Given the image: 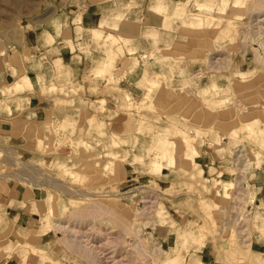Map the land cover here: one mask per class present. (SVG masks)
<instances>
[{
  "label": "rangeland",
  "instance_id": "374dc122",
  "mask_svg": "<svg viewBox=\"0 0 264 264\" xmlns=\"http://www.w3.org/2000/svg\"><path fill=\"white\" fill-rule=\"evenodd\" d=\"M187 1L183 19L170 16L167 28L163 24L162 30L154 31L156 36L145 30L142 40L110 34L102 41L103 60L95 75L106 78L110 89L120 81L115 75L126 65L140 68L144 74L146 93L138 98L126 96V104H121L120 110L113 114L115 120L125 121L122 134L126 139H120L113 126L109 140H96L93 145L88 136H83V127L78 123L65 125L56 121L46 126L50 138L37 143V154L26 155L0 144V264L12 258H21L23 264H60L58 259L62 264H104L102 259L94 258L96 254L86 245L92 242L88 239L95 238L101 255L107 253L108 257L111 250H116L114 259L125 256L124 264H169L167 247L154 234L160 230L173 233L176 244L184 242L185 237L186 252L203 246L201 240L209 237L230 264H264V256L253 253L247 240L253 233L264 236V211L255 207L247 175L248 169L257 165V152L260 163L256 168L264 165V148L243 131L230 133L256 118L264 128V47L259 46V42H264V21H257L264 18V12L261 13L264 0H241L242 6L237 7L234 0H201L213 7L210 15L224 18L223 25L226 20L233 23L234 29L227 36L219 34L221 26L216 24L198 29L188 26V12L196 9L193 0ZM72 2L79 0H0V52L18 44L27 29L38 27ZM215 51L221 53L210 54ZM112 56H117L114 65H107ZM197 71L204 76L199 78L195 75ZM13 89L18 90L15 86ZM89 103L97 112L105 110L104 100ZM197 127L206 133L198 135L193 145L197 147L199 142L206 141L208 147H220L228 142L232 158L228 168L216 172L214 168L203 170V175H195L193 180L190 174L202 167L183 163L174 143L186 135H196ZM116 157L123 159L127 178L106 167ZM250 161L252 165L248 166ZM70 171L77 173L71 175ZM120 177L122 183H115ZM12 178L42 187L48 207L42 224L54 233V251L64 256L33 251L27 242L9 236L5 200L1 195L7 193L5 180ZM216 179L232 181L234 188L217 186ZM226 190L230 191V197L224 201ZM168 197L182 201L178 210L190 215L180 224L174 220L180 213L164 205ZM249 197L254 199L253 203ZM51 207L54 214L51 222L57 223L58 229L46 221ZM199 224L198 243L186 233L197 229ZM70 228L79 231L71 233ZM81 234L80 238L88 242L78 238ZM137 236L146 243L152 256L132 263L131 252L136 250ZM110 260L105 264L114 263Z\"/></svg>",
  "mask_w": 264,
  "mask_h": 264
},
{
  "label": "crops",
  "instance_id": "0c3cea01",
  "mask_svg": "<svg viewBox=\"0 0 264 264\" xmlns=\"http://www.w3.org/2000/svg\"><path fill=\"white\" fill-rule=\"evenodd\" d=\"M180 1L186 0H79L58 10L38 27L27 29L18 44L0 52V144L26 155L37 154V143L50 138L46 126L56 121L65 125L78 123L83 127V136H88L93 145L96 140H109L113 126L120 139H126L122 134L125 121L115 120L113 114L126 104V96L138 98L146 93L144 74L140 68L126 65L115 75L120 81L110 89L106 78L95 75L103 60L102 41L110 34L140 40L145 30L151 35L162 30L164 17L172 16ZM116 57L109 58L106 64H114ZM241 66L247 69L246 65ZM100 100L105 101V110L97 112L89 101ZM199 143L197 161L204 171L214 168L216 172L230 166L232 149L228 142L220 147H208L206 141ZM123 169L122 176L127 178V169ZM247 175L255 207L264 211V165L248 169ZM5 182L7 193L1 197L5 200L9 236L46 255L64 256L54 251V233L42 224L48 213L42 187H32L30 181L20 178ZM115 183H122L121 177ZM124 200L125 197L121 202ZM163 202L167 209L180 213L178 205L182 201L178 198L168 197ZM180 215L174 218L177 224L190 216L187 212ZM199 227L200 224L195 231L186 233L198 243ZM154 234L167 247L169 264H230L209 237L201 240L203 246L186 252L185 237L184 242L176 244L173 233L160 230ZM247 240L253 253L264 256V236L253 233ZM3 264L23 263L21 258H12Z\"/></svg>",
  "mask_w": 264,
  "mask_h": 264
},
{
  "label": "bare ground",
  "instance_id": "6f19581e",
  "mask_svg": "<svg viewBox=\"0 0 264 264\" xmlns=\"http://www.w3.org/2000/svg\"><path fill=\"white\" fill-rule=\"evenodd\" d=\"M194 2H193V7L196 9L195 11L193 10V11H191V12H188V13H190L189 15V20L187 21V24H188V26H190L191 28H201L203 25H205V24H207V25H213V24H216L217 26H221V32L219 31V34L221 33L222 34V36H227V35H229L231 32H232V30L234 29V25H233V23H231L229 20H226L227 21V23L226 24H224L223 25V21H225L224 20V18H221V19H216L215 18V16H213V15H210L209 14V12L210 11H213V7L211 6V5H208V3H206L205 1H201V0H193ZM240 1L241 0H234L233 2H234V7H237L239 4H240ZM188 3V1L186 0V1H180L179 3H177L176 4V6H175V8H174V11H173V16L174 17H176V18H180V19H183V17L186 15V6L188 5L187 4ZM187 4V5H186ZM244 4V3H243ZM213 5V4H212ZM241 5V4H240ZM242 6V5H241ZM222 7H224V6H222ZM226 7V6H225ZM261 7V6H260ZM258 8V7H257ZM262 12H264V10H262L261 11V13ZM235 13H238V12H235ZM165 19H164V26L166 27V26H168V22H169V20H171L170 19V17H167V16H165L164 17ZM172 18V17H171ZM220 18V17H219ZM262 18V17H261ZM256 19L257 21H264V18H262V19ZM173 19V18H172ZM218 20V21H216V20ZM171 24V23H170ZM186 25V24H185ZM215 25V26H216ZM187 26V25H186ZM216 26V28H219V27H217ZM249 27H247V28H249V31H250V29H252V24L250 23L249 25H248ZM211 27V26H210ZM167 28V27H166ZM170 28V27H169ZM212 28H214V26L212 27ZM215 30V29H214ZM215 32V31H214ZM217 32H218V29H217ZM155 34V32L153 31V34L152 35H154ZM261 45H259V46H261V47H264V42H259ZM259 43H257V44H259ZM256 45V44H255ZM255 50H258V49H255ZM215 53H221V51H215V52H210V54L211 55H214ZM117 58V57H116ZM262 58H264V56H262ZM17 59V58H16ZM116 61V60H115ZM115 63V62H114ZM114 65V64H113ZM110 67H112V65L110 66ZM243 79H246V78H243ZM19 86V85H18ZM221 103H222V101H221ZM259 119H253V120H251V121H247V122H244L240 127H238V128H235V129H233V130H231L230 131V133L231 134H233V135H235L238 131H243V133H246L247 134V138H250V139H255L256 141L255 142H257L260 146V148L262 149V148H264V128H261L260 127V125H259ZM195 131H197V134L195 135V134H193V136H191V135H186V137H183V138H179L178 139V141L176 140V139H174L175 137H173V139L174 140H176V143H174V144H176L175 146H176V148H177V150H175V151H178V153H180V158L182 159L183 158V160H182V162L184 163V162H187L186 164L189 166V167H192V166H197L199 163H198V161H197V158H198V156H199V151H198V149L196 148V146L195 145H193L194 144V142H195V140H196V138L197 137H199L200 135H201V133L202 132H204L205 131V133H206V130H203L202 128H199V127H197V130H195ZM195 133V132H194ZM205 133H203L202 135H204ZM167 134V133H166ZM195 135V136H194ZM199 135V136H198ZM171 138V137H170ZM169 140H172V139H169ZM203 152V151H202ZM187 155L186 157L187 158H185V156H183V155ZM259 154H260V152H257L256 153V161H255V164H259L260 163V161H259ZM165 154H161V156H164ZM128 156V155H127ZM126 156V157H127ZM242 156V155H241ZM240 158V157H239ZM120 159V160H119ZM119 159H117V157L115 158V160L114 161H110V163H109V165H107L106 167H109L110 169H111V171H112V173L114 172V173H117V171H120L121 172V174L124 176V174H125V172L123 171V166H122V162H123V159L122 158H119ZM125 159V158H124ZM181 162V161H180ZM182 164V163H181ZM185 164V165H186ZM248 164V166H250V165H252V162L250 161L249 163H247ZM254 164V163H253ZM61 165V167H64V164H60ZM257 165L255 166V167H257ZM245 166H247L246 164H245ZM260 166V165H259ZM159 167L160 166H158L157 167V169H159ZM180 167V166H179ZM155 168L156 167H153V170H155ZM246 168V167H245ZM71 175H73V174H76L77 172H73V171H70L69 172ZM203 169H200V170H198L197 171V173L196 172H193V173H191L190 174V177H191V179H193V178H195V175H198V176H202L203 175ZM113 175V174H112ZM111 175V176H112ZM204 179V181L206 182V181H208V179L207 178H203ZM194 180V179H193ZM215 184L217 185V186H219V185H224V186H227L229 189H231L232 190V188H234V183L232 182V181H225V180H222V179H216L215 180ZM228 189V190H229ZM228 190H226L225 192H224V194H223V196H222V198H223V200L224 201H227L228 200V198L230 197V191H228ZM42 192V191H41ZM41 192H40V194H41ZM217 194H218V192H217ZM52 199V197L51 196H49V201ZM249 202H251V203H253V198L252 197H249ZM51 202V201H50ZM216 207V206H215ZM212 209L211 207H208V208H206V209ZM49 211H50V214H49V219H48V217L46 218V221H52L51 219H54V214H53V209H52V207L51 208H49ZM97 211V210H96ZM96 211H93V212H91V214L94 216V213L96 212ZM142 210H140V212H141ZM209 211V210H208ZM100 212H102V211H100ZM88 213H90V212H88ZM98 213H99V211H98ZM97 213V214H98ZM91 214H89L90 216H91ZM78 216V215H77ZM86 217V216H85ZM84 217V218H85ZM49 222V223H50ZM51 223H53V224H51ZM50 224L52 225V227L54 228V229H58V227H60L57 223H54V222H51ZM50 225V226H51ZM79 225V224H78ZM66 226V225H65ZM64 226V227H65ZM75 228V227H74ZM74 228L73 229H71V233H76V231H79L78 229H75L74 230ZM92 228V227H91ZM69 229V230H70ZM65 230H66V228H65ZM74 230V231H73ZM99 232V231H98ZM130 232V231H129ZM81 233H83V232H81ZM77 234V233H76ZM66 235V234H65ZM82 235L83 234H81V236L80 235H77L78 236V238H80V237H82ZM84 237V236H83ZM90 237V236H89ZM74 238V237H73ZM77 238V239H78ZM75 239V238H74ZM74 239H68V240H70V241H74ZM85 239V238H84ZM101 239H103V238H101ZM80 240H82V241H87L88 242V240L89 241H92V242H90V244H88V243H86V245H89L88 246V248L89 249H91L93 252H94V254H96V256L94 255V258L96 257V258H98V259H102V261H103V263L105 264V263H108L109 262V259H111L112 258V260H110V262L111 261H114V263L113 264H124V262H125V259L123 258V257H125V256H123V257H121L120 259H114V257H113V252H116V250H111V253L109 254L110 256H108V257H105L106 256V254L107 253H105L104 255H101V254H103L102 252H99V250H97L98 249V247H100V245L98 246V244H97V241H96V238L95 239H88V240H83V239H81L80 238ZM66 241V240H65ZM64 241V242H65ZM62 242H63V240H62ZM68 242V241H67ZM66 242V243H67ZM27 244V243H26ZM68 244H69V242H68ZM82 244V243H81ZM85 245V244H84ZM85 245V246H86ZM25 246V245H24ZM27 246V245H26ZM29 246V245H28ZM76 246V245H75ZM79 246V245H78ZM32 249H33V251H35V249H34V247H32ZM135 251H133L132 250V252H131V255L133 254V258H132V260H130L132 263L133 262H137V261H143V260H146L147 258H151V253H150V251H149V248H148V246L146 245V243H144L142 240H140L139 239V237L137 236L136 237V243H135ZM27 250V249H26ZM26 250H25V252H26ZM28 253V252H27ZM87 253V252H86ZM101 253V254H100ZM88 254V253H87ZM89 255V254H88ZM26 256V255H25ZM93 257V256H92ZM258 258H260V257H258L257 256V259ZM259 260V259H258ZM257 260V261H258ZM59 261V260H58ZM96 261V260H95ZM99 261V260H98ZM98 261H96V262H98ZM101 261V262H102ZM67 262V261H66ZM119 262V263H118ZM70 263V262H69ZM88 263H89V261H88ZM156 263V262H155ZM54 264V263H53ZM102 264V263H101Z\"/></svg>",
  "mask_w": 264,
  "mask_h": 264
},
{
  "label": "built area",
  "instance_id": "2783aa9c",
  "mask_svg": "<svg viewBox=\"0 0 264 264\" xmlns=\"http://www.w3.org/2000/svg\"><path fill=\"white\" fill-rule=\"evenodd\" d=\"M213 61L216 63L217 59L214 60V58H213L212 62ZM195 75H199V78H202L204 76V73H201V72L197 71Z\"/></svg>",
  "mask_w": 264,
  "mask_h": 264
}]
</instances>
